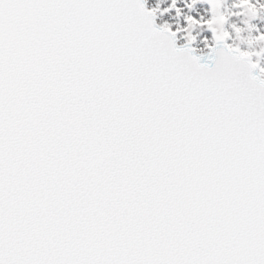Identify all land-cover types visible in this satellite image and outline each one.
<instances>
[{
    "label": "snow or ice",
    "instance_id": "6c2138e0",
    "mask_svg": "<svg viewBox=\"0 0 264 264\" xmlns=\"http://www.w3.org/2000/svg\"><path fill=\"white\" fill-rule=\"evenodd\" d=\"M205 2L0 0V264H264V0Z\"/></svg>",
    "mask_w": 264,
    "mask_h": 264
},
{
    "label": "clouds",
    "instance_id": "9594fccd",
    "mask_svg": "<svg viewBox=\"0 0 264 264\" xmlns=\"http://www.w3.org/2000/svg\"><path fill=\"white\" fill-rule=\"evenodd\" d=\"M200 2H202V0H200ZM234 2H237V0H226V10H225V13H224L225 15H229L230 16L231 11H232L231 4L234 3ZM144 3L146 5H148L149 0H144ZM177 4L180 5V8L182 9V13L183 14L178 17L175 13L167 12L168 15H169V19L168 20H164L161 24H163L165 21H167L173 27H176L177 25L185 26V24L183 22L184 21L183 16L189 14L188 11L186 12L184 10L185 9V0H177ZM157 6L160 9V13H158L159 16L161 18H163L164 14H165V13H163V9L169 8L171 6V3H169V0H155L154 4H152L151 6H147V7L151 9V8H155ZM196 12H197V15H199L201 13V11L199 9H196ZM245 19H246V17H244V16H243V19H241V16H238V17H236L235 20H233L232 17H231L230 23L237 24L243 30L242 34H241V39H237L235 34H233V38H232L231 43L236 45V46H238V47H240L244 51H250V52L254 53L258 49L264 48V46H261L260 44H258L256 42L255 33L254 32H249V31L244 30V29H246V25L244 24V20ZM217 27H218V30H223V25L222 24H218ZM180 35H181V39H182L183 33H181ZM195 35L197 36V42L194 45V47L197 49V53H203L206 48L204 46L203 47L201 46V41L203 39V37L201 36V32L196 31ZM209 42L211 43V38H210ZM242 45H243V47H242ZM254 62H258V63L264 64V57L256 58L254 60Z\"/></svg>",
    "mask_w": 264,
    "mask_h": 264
},
{
    "label": "rangeland",
    "instance_id": "374dc122",
    "mask_svg": "<svg viewBox=\"0 0 264 264\" xmlns=\"http://www.w3.org/2000/svg\"><path fill=\"white\" fill-rule=\"evenodd\" d=\"M154 2H155V0H149V3H148L147 6H151L152 4H154ZM169 3H171V0H169ZM178 7H180L179 4H178ZM208 8H210V6L205 2V0H202V2L198 3L196 5V8L194 10H192L191 14L194 15V16H197V18H199V16L197 15L196 9H199L201 12H203L204 9H208ZM184 10L186 12L188 11L187 8H185ZM171 12L175 13V9H172ZM208 15H210V12L208 13ZM156 18H157L158 24L160 25L164 20H168L169 19V15H168V13H165L163 18H161L159 16V14H158ZM232 19L235 20L236 17H232ZM241 19H243V16H241ZM183 22L186 23L185 21H183ZM252 23L257 24V26L260 27L261 31H264V17L257 16L255 19H253ZM196 31L201 32V36L202 37L208 36L209 38H211V31L206 26L203 29H201V28L195 29L194 30V34H195ZM229 42H231V41H229ZM178 43L180 45H182L184 43V40L183 39H178ZM260 45L264 46V42H261ZM201 46L203 47L202 41H201ZM242 47H243V45H242ZM207 51H208V49H205V51L203 53H205ZM253 59H255V57Z\"/></svg>",
    "mask_w": 264,
    "mask_h": 264
},
{
    "label": "water",
    "instance_id": "95a60500",
    "mask_svg": "<svg viewBox=\"0 0 264 264\" xmlns=\"http://www.w3.org/2000/svg\"><path fill=\"white\" fill-rule=\"evenodd\" d=\"M155 23H156V19H155ZM157 24V23H156ZM178 45V44H177ZM210 52H211V49H210V51L207 53V54H200V55H202L203 57H207L209 54H210ZM202 62H207L206 61V59L205 60H202Z\"/></svg>",
    "mask_w": 264,
    "mask_h": 264
}]
</instances>
